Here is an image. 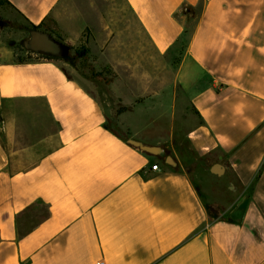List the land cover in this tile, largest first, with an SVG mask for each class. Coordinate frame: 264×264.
<instances>
[{
	"label": "crops",
	"instance_id": "1",
	"mask_svg": "<svg viewBox=\"0 0 264 264\" xmlns=\"http://www.w3.org/2000/svg\"><path fill=\"white\" fill-rule=\"evenodd\" d=\"M5 1L41 28L64 2ZM124 1L156 52L179 57L176 82L199 121L192 149L226 168L209 172L230 193L208 207L219 192L181 159L120 139L80 81L0 40V111L42 100L56 126L22 147L36 156L18 171L0 137V264H264V0ZM184 6L200 9L194 27Z\"/></svg>",
	"mask_w": 264,
	"mask_h": 264
},
{
	"label": "rangeland",
	"instance_id": "2",
	"mask_svg": "<svg viewBox=\"0 0 264 264\" xmlns=\"http://www.w3.org/2000/svg\"><path fill=\"white\" fill-rule=\"evenodd\" d=\"M42 29L62 53L34 52L28 23L0 0V40L16 58L52 59L102 103L108 129L146 154L181 159L205 193L210 184L219 192L216 199H206L208 207L223 200V191L230 193V181L209 172L214 158L192 149L190 134L199 121L176 82L179 57L156 52L124 0H64L57 18ZM55 132L42 100L9 102L0 111V137L10 139L13 171L31 167L36 156L22 147Z\"/></svg>",
	"mask_w": 264,
	"mask_h": 264
},
{
	"label": "water",
	"instance_id": "3",
	"mask_svg": "<svg viewBox=\"0 0 264 264\" xmlns=\"http://www.w3.org/2000/svg\"><path fill=\"white\" fill-rule=\"evenodd\" d=\"M30 48L34 52H44L52 54L62 53L60 45L56 41H54L52 37L46 32H33L30 42ZM169 160L171 159L169 158ZM211 172L214 175L223 177L226 173V168L221 164H215L212 166Z\"/></svg>",
	"mask_w": 264,
	"mask_h": 264
},
{
	"label": "trees",
	"instance_id": "4",
	"mask_svg": "<svg viewBox=\"0 0 264 264\" xmlns=\"http://www.w3.org/2000/svg\"><path fill=\"white\" fill-rule=\"evenodd\" d=\"M3 1L9 6V4L5 0H3ZM199 15H200V9L199 8H194L192 6H184L182 8L181 16H185L187 18L188 24H192L199 17ZM28 26H29V28H31L32 31L43 30L41 27L30 26L29 24H28ZM187 31H188V33L190 32L189 30H187ZM45 60H47L49 62H54L50 58H46ZM113 134L116 135L117 137H119L116 133L113 132Z\"/></svg>",
	"mask_w": 264,
	"mask_h": 264
},
{
	"label": "built area",
	"instance_id": "5",
	"mask_svg": "<svg viewBox=\"0 0 264 264\" xmlns=\"http://www.w3.org/2000/svg\"><path fill=\"white\" fill-rule=\"evenodd\" d=\"M158 168H159V166L158 165H155V166L152 167V170L153 171H157ZM97 264H106V263L104 261H99Z\"/></svg>",
	"mask_w": 264,
	"mask_h": 264
},
{
	"label": "flooded vegetation",
	"instance_id": "6",
	"mask_svg": "<svg viewBox=\"0 0 264 264\" xmlns=\"http://www.w3.org/2000/svg\"><path fill=\"white\" fill-rule=\"evenodd\" d=\"M33 32H44L43 30H37V31H33Z\"/></svg>",
	"mask_w": 264,
	"mask_h": 264
}]
</instances>
